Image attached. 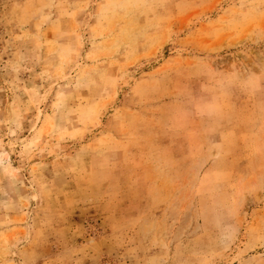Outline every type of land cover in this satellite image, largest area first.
<instances>
[{
	"label": "rangeland",
	"instance_id": "obj_1",
	"mask_svg": "<svg viewBox=\"0 0 264 264\" xmlns=\"http://www.w3.org/2000/svg\"><path fill=\"white\" fill-rule=\"evenodd\" d=\"M0 264H264V0H0Z\"/></svg>",
	"mask_w": 264,
	"mask_h": 264
}]
</instances>
